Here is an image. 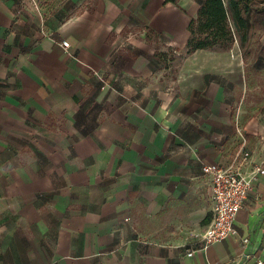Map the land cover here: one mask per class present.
<instances>
[{
  "label": "crops",
  "instance_id": "1",
  "mask_svg": "<svg viewBox=\"0 0 264 264\" xmlns=\"http://www.w3.org/2000/svg\"><path fill=\"white\" fill-rule=\"evenodd\" d=\"M202 1L0 0V264H264V175L236 235L197 238L201 166L229 165L244 137L264 168L235 47L156 79L150 38L184 50Z\"/></svg>",
  "mask_w": 264,
  "mask_h": 264
},
{
  "label": "built area",
  "instance_id": "2",
  "mask_svg": "<svg viewBox=\"0 0 264 264\" xmlns=\"http://www.w3.org/2000/svg\"><path fill=\"white\" fill-rule=\"evenodd\" d=\"M62 47L69 48V43L63 41ZM264 67V66H263ZM241 137L243 133L238 132ZM243 145L235 154L229 165L203 164L201 166V178L206 182L208 196L212 203V220L204 230L197 235L198 242L206 248L215 243L237 234L236 219L240 210L244 207L253 184L259 175H264L262 164L255 160V150L245 149L247 142L243 137ZM264 152V137H260ZM248 240L245 239L244 243ZM193 256V253H189ZM258 264H262L258 261Z\"/></svg>",
  "mask_w": 264,
  "mask_h": 264
},
{
  "label": "rangeland",
  "instance_id": "3",
  "mask_svg": "<svg viewBox=\"0 0 264 264\" xmlns=\"http://www.w3.org/2000/svg\"><path fill=\"white\" fill-rule=\"evenodd\" d=\"M67 0H35V4L48 12L61 10ZM255 7L264 8V0H256ZM244 34V33H243ZM264 14L255 15L251 20L250 29L245 32V38L240 37L234 43V56L244 63L247 88L248 108L254 113L264 112V71L260 66L264 63ZM149 38V36H147ZM150 44L155 50L154 60L158 64L157 80L174 79L183 60L188 57V48L181 50L162 44L157 39L150 38ZM233 47L226 52L229 53Z\"/></svg>",
  "mask_w": 264,
  "mask_h": 264
},
{
  "label": "trees",
  "instance_id": "4",
  "mask_svg": "<svg viewBox=\"0 0 264 264\" xmlns=\"http://www.w3.org/2000/svg\"><path fill=\"white\" fill-rule=\"evenodd\" d=\"M255 3L256 0H203L198 19L189 25L188 54L231 49L238 38H245L252 18L264 14V8L255 7Z\"/></svg>",
  "mask_w": 264,
  "mask_h": 264
}]
</instances>
